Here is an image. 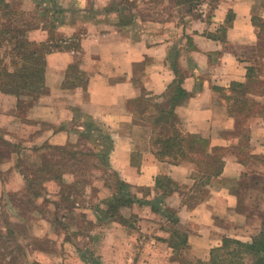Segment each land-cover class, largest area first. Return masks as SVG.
I'll return each mask as SVG.
<instances>
[{"label": "crops", "instance_id": "0c3cea01", "mask_svg": "<svg viewBox=\"0 0 264 264\" xmlns=\"http://www.w3.org/2000/svg\"><path fill=\"white\" fill-rule=\"evenodd\" d=\"M81 8L84 9L85 4ZM230 15L234 18L226 27ZM257 16L264 17V0H217L212 8V21L207 22L205 15L198 16L192 27H181L179 38L162 33L155 35V40L151 33L136 38L102 22L90 28L94 35L79 34L78 52L64 50L48 54L46 88L36 94L24 112L21 109L19 112H23L21 115L28 121L48 124L38 133L37 144L29 147L45 142L54 146H77L80 139L85 138L98 151L109 148L108 165L129 184L133 195L140 196L139 190L149 189L150 205L144 207V219L132 233H143V238L155 248L166 250L163 254L166 257L156 258L140 251L139 243L144 242L140 237L115 239L111 242L115 245L114 252L119 245L129 246L124 264H177L167 256L168 244L164 241L167 234L153 229L158 222L162 231L172 214L180 220L177 228L187 232L188 248L183 253H186L184 256L189 254L187 257L192 260L208 259L210 250L220 246L224 237L251 242L249 229L261 228L264 205L252 200L248 186L244 195L242 191L244 185L256 177L253 189L264 194V117L253 118L245 126L250 139L248 152L244 153L246 165L236 154H227L223 172L209 197L189 208L184 198L192 194V166L160 161L152 146V126L145 121L136 122L131 105L141 96L145 99L163 96L178 78L177 71L183 77L182 88L188 94L185 103L176 109L183 132L207 135L212 147H237L240 140L234 136L237 121L228 113L226 96L231 95L233 82H246L250 67L264 63V55L259 53L261 44L257 30L252 23ZM222 28L226 30L225 41ZM78 31L71 28L66 32L67 37L78 35ZM75 64H79L80 73L85 75L84 86L65 85L70 81L69 68ZM248 96L264 103V96ZM19 118L0 111V123H3L0 130L10 131L11 126L4 123L9 120L16 123ZM100 135H103L102 140L98 138ZM14 137L13 133L11 138ZM32 140L29 145L33 144ZM9 141L12 142L10 138ZM11 142L13 146L22 147ZM162 177L175 182L172 193L166 194L163 187H157V180ZM153 202H156V211ZM107 225L131 234V228L114 221ZM152 229L155 233L148 234ZM112 262L121 264L117 255Z\"/></svg>", "mask_w": 264, "mask_h": 264}, {"label": "rangeland", "instance_id": "374dc122", "mask_svg": "<svg viewBox=\"0 0 264 264\" xmlns=\"http://www.w3.org/2000/svg\"><path fill=\"white\" fill-rule=\"evenodd\" d=\"M4 1L12 9L22 13L19 17L20 24L22 28V24H24V28L28 30L26 35L31 41H45L53 36L51 32H54L59 38H65L67 37L66 32L71 28L78 29V34L89 32L94 35V30L90 29L94 27L93 25L102 22L109 24L108 21H110L109 17L105 18L103 15L104 10L101 9V7L107 6V0H76L77 3L74 0ZM131 1H135L137 5L141 6L139 9H135L141 11V15L146 13L151 18L157 17L170 21L166 23L156 22L151 26H147L146 29L138 28L139 22L136 26H132L133 33L129 35L140 38L142 35L151 33L154 35L152 39L155 40V35L160 36L161 33L164 36L179 38L181 27H192L198 16L205 15L207 22H211L212 8H214L217 0L202 1L194 11L197 17L187 15L181 5L178 7V2L181 0H164L162 3H156L155 1L148 5L146 4L150 0ZM84 4L85 8L83 9L81 5ZM91 6L95 10L91 11ZM7 10V8H4L1 12L6 14ZM170 15L173 17H170ZM6 18L8 17L6 16ZM89 23L92 25H89ZM4 58L6 62L9 61V57ZM34 98V95L24 96L22 105L25 104L19 109L16 108L17 102L15 101L17 98L12 95H7L0 101L1 112L3 111L8 116L21 117L16 123H13L12 120L4 123L11 126L10 131L0 130V260H2V264H10L11 258L16 259L14 264H32L34 261L41 264H113L114 255H117L118 263L124 264V257L129 255V246L116 245L117 250L114 252L115 245H111V242L115 239L128 238L130 240V238L135 237L143 239V244L139 243L141 248L139 249L143 253L154 255L156 258L160 255L166 257L163 255L166 250L163 252L162 247L159 250L155 248V245L147 242V238H143V233H132L134 228L130 229V235L126 232L122 233L119 230L108 228L107 224L112 223L113 220L101 211L106 212L108 201L113 199L115 179L103 167L99 169L89 167L87 169L86 175L89 174L88 178L91 180V184L86 186L84 196L71 197L72 202L70 201V204L62 200L61 186L55 180L50 183L42 182L41 185L40 176L38 175L39 177L36 178L33 171L28 173L29 179L33 181L32 185L26 182L22 174L25 172L22 171L24 167L20 163V167H18V161H24L32 169L41 163V158L29 146L37 144L38 133L43 132L45 126H48L46 123L28 121L24 115H21L25 111L24 108L28 107V104ZM20 109L23 111L22 113H19ZM13 133L16 134V137L11 138ZM9 138L14 142L13 144L18 143L22 147L11 145ZM31 139H33L31 141L33 144L29 145L28 142ZM25 141L26 143H24ZM74 150L77 152L87 151L83 152L81 164L84 163L85 165L88 162L95 164L98 162L97 157L94 156L95 154L93 156L86 155L88 152L92 155L98 149L85 138L80 139L78 147ZM47 153L55 152L49 151ZM70 170L67 162L60 164V172L61 174L62 172L65 173L63 178L69 184L74 183L83 173V169L79 167L72 168L73 174L70 173ZM193 176L192 180H194ZM256 182L257 179L254 177L247 185L245 184L244 189L242 187V195L245 194L248 186L250 188L248 192L252 200L258 205H264V194L253 189ZM148 190V188L139 190L138 192L141 195L134 194L136 196L134 204L120 211L130 221L129 223L135 225V229L144 219L142 217L145 216L144 207L150 205V203H142L148 201ZM124 192H133V189L129 186V190H124ZM262 213L264 214V211ZM114 223L120 224L118 222ZM172 227L168 221L166 227L161 228L162 232L159 230L160 224L157 222V227L153 229H157L162 235L167 234V239H169V230ZM153 229L148 234L155 233ZM249 231L252 233L251 241L253 242V239L261 233V228L259 230L249 229ZM166 247L169 253L167 256L172 259L174 253L168 245ZM11 250L13 253H9ZM184 254L186 255V253ZM208 259L203 261L207 262ZM175 263L179 264L178 262Z\"/></svg>", "mask_w": 264, "mask_h": 264}, {"label": "trees", "instance_id": "16d2710c", "mask_svg": "<svg viewBox=\"0 0 264 264\" xmlns=\"http://www.w3.org/2000/svg\"><path fill=\"white\" fill-rule=\"evenodd\" d=\"M155 1L156 3L164 2V0H150L146 5ZM202 1L204 0H181L178 2V7L181 5L187 15L197 17L194 11ZM107 2V6L101 7L104 10L103 15L105 18L109 17V24L114 25L124 35L132 34L133 30L131 28L136 26L137 22L140 24L138 28L144 29L156 22H170L162 18H151L146 13L141 15V11L135 10L141 7L135 1L107 0ZM4 8L8 9L6 14L1 12ZM90 9L91 11L95 10L93 6ZM21 14V12L12 9L4 0H0V101L5 96L12 95L17 98L15 101L17 102V108L22 106V97L27 95L37 96L44 92L48 54L64 50L78 52L80 49L79 34L71 38H59L54 32H51L53 36L45 41L29 40L26 35L28 30L24 28V24H22L23 28L20 24L19 17ZM170 17L173 16L170 15ZM233 18V15L228 17L226 27L230 26ZM252 23L256 27L257 37L261 44L259 53L264 55V52L262 53L264 49V18L262 16L253 17ZM52 29L54 30V28ZM222 30V38L225 41L226 30L224 28ZM4 57H9V61L6 62ZM78 67L79 64H75L69 68L70 81L68 80L65 85L75 87L86 84L85 75L82 72L80 73ZM175 73L178 78L168 87L163 96L147 99L141 96L132 101L131 105L136 122L139 120L145 121L153 128L152 146L155 156L160 161H169L174 165L190 164L192 166L194 185L191 189L192 192H190L192 194L186 195L184 203L189 208H193L209 197L213 185L223 172L227 154H236L240 162L245 165L247 163L244 153L248 152L250 139L245 126H248L249 120L253 118L264 117V103L248 95L264 96V63L260 67H250L246 82H233L230 88L231 95L226 96V100L229 102L228 113L237 121L238 128L234 136L240 139L238 146L232 148L212 147L210 138L207 135H191L183 132L182 122L176 109L185 103L188 94L182 88V75L177 71ZM101 136L103 135L98 138L102 140ZM77 147L78 145L54 146L48 142L39 146L36 145L32 150L41 158V163L32 169L24 161L19 160L18 167H20V164L24 167L22 171L25 172L22 174L26 182L31 185L33 181L29 179L28 173L33 171L36 178L38 175L40 176L41 185L42 182L50 183L52 180L58 182L61 186L62 200L68 204L72 202L71 197L84 196L86 186L91 184V180L88 178L89 174L86 175L87 169L89 167H96L97 169L103 167L114 177L115 191L112 195V201H108L107 211H101V213L107 214L114 222L135 229V225L129 223L130 221L120 211L123 208L131 207L136 196L131 192H124V190H129V185L123 182L108 165L109 148L106 147L92 155L88 152L89 154L86 155L93 156L95 154L94 156L97 157L98 162L95 164L88 162L84 165V163L81 164V159L83 152L87 151L77 152L74 150ZM49 151L55 153H47ZM66 162L72 174L74 173L72 168L79 167L83 169L80 178L76 179L74 183L69 184L63 178L65 173L62 172L61 174L60 172V164ZM175 186V182L169 178L162 177L157 180V187H163L166 194L172 193ZM148 202L149 200L142 203L146 204ZM153 204V209L156 211L158 209L155 207L156 202H153ZM261 215L263 218L261 233L253 239V242L224 237L220 246L212 248L207 262L200 259L192 260L184 256L183 252L188 248L187 232L177 228L180 220L175 214L169 215L168 221L173 227L169 230V239L164 241L167 242L174 253L171 261L179 264H264V214ZM9 253H13V251L11 250ZM15 261L16 259L11 258L10 264H14ZM0 264H2V260H0ZM32 264L41 263L34 261Z\"/></svg>", "mask_w": 264, "mask_h": 264}]
</instances>
